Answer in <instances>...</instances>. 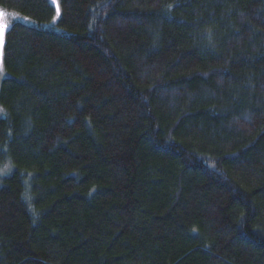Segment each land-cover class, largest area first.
Segmentation results:
<instances>
[{
  "label": "trees",
  "instance_id": "16d2710c",
  "mask_svg": "<svg viewBox=\"0 0 264 264\" xmlns=\"http://www.w3.org/2000/svg\"><path fill=\"white\" fill-rule=\"evenodd\" d=\"M0 9V264H264V0Z\"/></svg>",
  "mask_w": 264,
  "mask_h": 264
},
{
  "label": "rangeland",
  "instance_id": "374dc122",
  "mask_svg": "<svg viewBox=\"0 0 264 264\" xmlns=\"http://www.w3.org/2000/svg\"><path fill=\"white\" fill-rule=\"evenodd\" d=\"M7 13V12H6ZM5 11H2L0 9V27H4L5 25H7V23L9 22L8 20V13L6 14ZM14 19V18H13ZM8 20V22H7ZM8 26V25H7ZM0 34H1V29H0ZM0 65H1V49H0Z\"/></svg>",
  "mask_w": 264,
  "mask_h": 264
},
{
  "label": "snow or ice",
  "instance_id": "6c2138e0",
  "mask_svg": "<svg viewBox=\"0 0 264 264\" xmlns=\"http://www.w3.org/2000/svg\"><path fill=\"white\" fill-rule=\"evenodd\" d=\"M56 0H53V3H55ZM57 14L59 15V8H57ZM5 27H7V25H5Z\"/></svg>",
  "mask_w": 264,
  "mask_h": 264
}]
</instances>
